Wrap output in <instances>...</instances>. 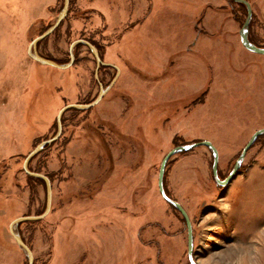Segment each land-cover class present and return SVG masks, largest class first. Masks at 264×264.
Wrapping results in <instances>:
<instances>
[{
    "label": "rangeland",
    "instance_id": "rangeland-1",
    "mask_svg": "<svg viewBox=\"0 0 264 264\" xmlns=\"http://www.w3.org/2000/svg\"><path fill=\"white\" fill-rule=\"evenodd\" d=\"M249 36L264 46V0H247ZM13 3V4H12ZM235 0H69L65 18L37 43L63 0H0V264H28L10 222L39 215L46 187L23 169L25 156L59 137L28 168L51 182V205L16 231L33 264H189L187 226L158 189L174 146L208 140L220 179L253 132L264 128V53L240 42L246 7ZM96 72V73H95ZM212 151L199 145L172 155L163 184L185 209L197 264H264V134L225 185Z\"/></svg>",
    "mask_w": 264,
    "mask_h": 264
},
{
    "label": "water",
    "instance_id": "water-1",
    "mask_svg": "<svg viewBox=\"0 0 264 264\" xmlns=\"http://www.w3.org/2000/svg\"><path fill=\"white\" fill-rule=\"evenodd\" d=\"M235 1L243 3L246 7V18H245V20H244V22H243V24L239 30V38H240L241 44L246 49H248L252 52L264 53V46L263 47L257 46L248 37L250 20L252 17V10H251L250 3L247 0H235ZM68 6H69V0H63L62 8L58 12L55 21L49 27H47L42 33H40L39 35H37L36 37H34L31 40L29 47H28V55L32 59H34V60H36L42 64H47V65H51V66L63 69V68L69 67L74 60L73 47L77 43H83L90 49L91 53L94 55L95 61H96V70H97V68L100 64H106V63L100 59L97 48L92 43H90L89 41H87L85 39H76V40H73L71 42V44L69 46V61L66 63H58L53 59L43 57L37 51V43L41 39L48 36L53 30H55V28H57V26L65 18L66 14H67ZM115 68H116V74L113 77V79L111 80L110 84H112L114 82V80H115V78L119 72L118 67L115 66ZM110 84L106 87H103L100 84V89H99L97 96L95 97V99L93 101H91L89 103H68V104H65L63 107H61L59 109L57 115H56L57 129H56V132L54 133V135H52L51 137H49V138L41 141L40 143H38L31 151H29V153L24 158V161H23L24 171L28 175L42 179L44 181L45 187H46V206H45L43 213H41L39 215L18 216L16 218H14L9 224L10 233L14 237V239L17 242V244L19 245V247H21L24 250L25 255L27 257V260H28V264H33V253L31 251L30 247L21 238L18 231H16V227L22 221H33V220H39V219L43 218L48 213V211L50 209V205H51V182H50V179L43 173L30 170L28 168V163L37 153H39L41 150H43L46 145L51 144L52 142H54L59 137V135L61 133V128H62L61 117H62V114L64 113V111H66L70 108L87 109V108L91 107L92 105L96 104L102 98L103 94L110 87ZM261 134H264V128H259L253 132V134L251 135V137L249 138V140L247 141V143L244 145L241 152L239 153L231 171L223 179H220L218 177V173H217L218 152H217L216 148L213 146V144L208 140H200V141H194V142H190V143L176 145L173 148H171L162 158L161 163H160V167H159V171H158V181H157L158 189H159L161 196L168 203L173 205L182 214V216L185 220V223L187 226V256H188L189 264H197L196 260L194 259V255H193L192 227H191L189 217H188L185 209L182 207V205L178 201L170 198L164 190L163 177H164L165 166H166L168 159L172 155H174L175 153L188 151V150L192 149L193 147H196L199 145H205V146L209 147L212 151V157H213L212 172H213V176L215 178V181L218 184L225 185L233 177V175L237 172L248 148L252 145V143L255 141V139Z\"/></svg>",
    "mask_w": 264,
    "mask_h": 264
},
{
    "label": "trees",
    "instance_id": "trees-1",
    "mask_svg": "<svg viewBox=\"0 0 264 264\" xmlns=\"http://www.w3.org/2000/svg\"><path fill=\"white\" fill-rule=\"evenodd\" d=\"M242 6H244L243 5V3L241 4ZM248 37H249V39L251 40V38H250V36H249V34H248ZM252 41V40H251ZM253 42V41H252ZM94 45H95V43L94 42H92ZM254 43V42H253ZM257 45V44H256ZM96 46V45H95ZM258 46V45H257ZM42 180V179H41ZM43 181V180H42ZM163 186H164V184H163ZM164 190H165V187H164ZM165 192H166V190H165ZM167 194V193H166ZM168 195V194H167ZM173 206V205H172ZM174 207V206H173ZM175 208V207H174Z\"/></svg>",
    "mask_w": 264,
    "mask_h": 264
},
{
    "label": "flooded vegetation",
    "instance_id": "flooded-vegetation-1",
    "mask_svg": "<svg viewBox=\"0 0 264 264\" xmlns=\"http://www.w3.org/2000/svg\"><path fill=\"white\" fill-rule=\"evenodd\" d=\"M107 65L106 66H103V67H107V66H110L111 64H108V63H106ZM112 66V65H111Z\"/></svg>",
    "mask_w": 264,
    "mask_h": 264
},
{
    "label": "crops",
    "instance_id": "crops-1",
    "mask_svg": "<svg viewBox=\"0 0 264 264\" xmlns=\"http://www.w3.org/2000/svg\"><path fill=\"white\" fill-rule=\"evenodd\" d=\"M13 4V3H12Z\"/></svg>",
    "mask_w": 264,
    "mask_h": 264
}]
</instances>
